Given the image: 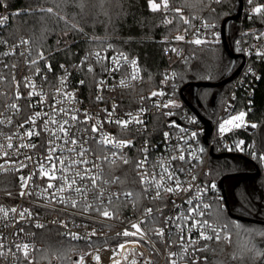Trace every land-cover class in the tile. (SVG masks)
<instances>
[{
	"label": "built area",
	"instance_id": "built-area-1",
	"mask_svg": "<svg viewBox=\"0 0 264 264\" xmlns=\"http://www.w3.org/2000/svg\"><path fill=\"white\" fill-rule=\"evenodd\" d=\"M262 13L264 0H243L235 39L240 60L235 69L242 68L228 83L230 90L210 121L212 130L205 141V124L177 98L176 65L187 58L186 46L221 41L216 24L199 17L169 34L159 84L143 91L136 56L111 46L93 47L55 64L50 56L34 51L30 36L9 41L2 35L10 20L3 9L0 264L34 262L43 248L36 234L46 228L92 247L74 249V264H194L201 243L228 244L229 228L215 212L216 205L225 206L223 191L210 178L209 159L213 154L257 159L256 171L264 177V147L255 135L257 124L248 119L261 78L258 64L264 61V25L246 28ZM72 139L75 144L66 142ZM131 159L136 160L150 203L140 212L135 204L123 205L132 196L116 186L109 169Z\"/></svg>",
	"mask_w": 264,
	"mask_h": 264
},
{
	"label": "trees",
	"instance_id": "trees-1",
	"mask_svg": "<svg viewBox=\"0 0 264 264\" xmlns=\"http://www.w3.org/2000/svg\"><path fill=\"white\" fill-rule=\"evenodd\" d=\"M152 3L158 5L153 8ZM238 0H2L0 12L9 15V24L2 35L9 41L20 36H30L35 52L50 56L58 64L74 59L76 51L93 47L111 46L117 51L136 56L143 72V91L158 86L165 66L166 39L175 26L184 28L196 18L216 24L221 28L228 17L237 13ZM51 9V11H48ZM240 20L229 25L227 39L231 50L237 54L235 39L240 30ZM264 25V14L250 19L246 28ZM187 58L176 65L180 91L209 121L219 113L230 84L216 88H199L195 93L192 83H219L231 74L228 71L233 59L221 41L185 47ZM240 60L236 61V67ZM261 78L254 90V109L248 119L258 126L256 137L264 147V61L258 64ZM186 107V105H184ZM259 167L257 159L235 155L210 157V178L223 181L224 207L218 220L228 225L232 241L201 243L194 264H264V177L248 178ZM116 186L130 192L132 199L125 205L135 204L140 212L150 203L140 182L135 159L126 164L109 166ZM222 211L227 214L224 218ZM233 216L249 219L240 221ZM37 241L43 248L34 262L23 259V264H72V249L79 251L80 243L65 238L56 229L38 230Z\"/></svg>",
	"mask_w": 264,
	"mask_h": 264
},
{
	"label": "water",
	"instance_id": "water-1",
	"mask_svg": "<svg viewBox=\"0 0 264 264\" xmlns=\"http://www.w3.org/2000/svg\"><path fill=\"white\" fill-rule=\"evenodd\" d=\"M242 9H243V0H238V7H237V13L231 17H228L227 19H225L222 23L221 26V42L224 45V48L226 50V52L229 54V56L233 59V63L228 71V74H231L227 79H225L222 82L219 83H192L189 86L192 87L193 92L195 93L199 88H216V87H220V86H224L226 84H228L229 82H231L237 75L238 73L241 71L242 65H240L238 68L235 69V61L236 59L239 58V55L235 54L228 43V39H227V34L229 31V25L232 21H236L239 19V17L241 16L242 13ZM235 69V70H234ZM182 99L185 102V104L187 106H189L192 111L194 113H196L200 119L202 120V122L205 124V128H206V133H205V141L207 140L208 136L211 133L212 130V126L209 120L205 119L203 116H201L200 112L191 104V102L184 96V94H182ZM215 157H219L221 155H214ZM243 176H246L248 178H255V177H259L260 176V170H257L254 173H245L242 174ZM220 186L221 189L223 191V181L220 182ZM233 218L240 220V221H247L249 219L246 218H242V217H237V216H233Z\"/></svg>",
	"mask_w": 264,
	"mask_h": 264
},
{
	"label": "snow or ice",
	"instance_id": "snow-or-ice-1",
	"mask_svg": "<svg viewBox=\"0 0 264 264\" xmlns=\"http://www.w3.org/2000/svg\"><path fill=\"white\" fill-rule=\"evenodd\" d=\"M0 3H2V0H0ZM153 7L155 8L156 7V5H153ZM48 11H51V9H49ZM257 11H259V9H257ZM3 19H7V17H4ZM200 41H196V43H199ZM49 68H50V65H49ZM135 78V77H134ZM82 83V82H81ZM154 95H155V93H154ZM243 115V114H242ZM73 119H75V117H73ZM236 119H241V117H237ZM53 123H55V121H53ZM65 123H67V121H65ZM117 123H121V124H126L127 122H124V121H117ZM228 123H231V121H228ZM253 127H255V125H252ZM61 130H64L63 128L61 129ZM66 131V130H65ZM93 131H96V128L94 127L93 128ZM221 131H223V128H221ZM67 134V133H66ZM28 135L29 136H31V135H33V133L32 132H29L28 133ZM66 142H70V143H72V144H75L76 143V140L75 139H72V140H70V141H66ZM107 142V141H106ZM122 143L123 142H121V144H118L117 146H121L122 145ZM51 149H49V152L51 153ZM81 155H83V153L81 152L80 153ZM48 159L49 160H51L52 159V157H51V155H49V157H48ZM180 159H184V157L183 156H181L180 157ZM84 163H87V161H83ZM125 162H127L126 160H125ZM59 163H60V165H61V168L63 169L64 167H65V165H64V161L61 159L60 161H59ZM73 163H75V161L73 162ZM143 163H144V161H140L139 162V165L138 166H142L143 165ZM71 165H69V167H70ZM55 164H53V168L55 169ZM43 170V169H42ZM77 175H79V173H77ZM146 175V174H145ZM50 178H52V179H54L55 177L53 176V177H50ZM169 178H171V174H169ZM21 179H24V178H21ZM91 180H92V183L93 184H95V180H96V178L95 177H91L90 178ZM72 183H75V181L73 180L72 181ZM69 186H71V185H69ZM49 187H52V185H49ZM177 189H179V185L177 184ZM61 190H63V189H61ZM76 191L77 192H81V189H79V188H77L76 189ZM167 191H173V189L172 188H167ZM128 195H131L130 193L128 194ZM190 202V201H189ZM13 211H15L14 209H13ZM151 210L149 209V212H150ZM21 215H23L22 213H21ZM104 215L105 216H108V215H110L108 212H104ZM134 227H136V225H134ZM125 234H127V233H125ZM159 234L160 235H162L163 233H162V231L161 232H159ZM203 235V234H202ZM205 239H211V237H207V236H205ZM19 247V246H18ZM25 249H27V245H24L23 246ZM27 254V253H26Z\"/></svg>",
	"mask_w": 264,
	"mask_h": 264
},
{
	"label": "rangeland",
	"instance_id": "rangeland-1",
	"mask_svg": "<svg viewBox=\"0 0 264 264\" xmlns=\"http://www.w3.org/2000/svg\"><path fill=\"white\" fill-rule=\"evenodd\" d=\"M153 5H156V7L155 8H158V5L157 4H155V3H152V7H153ZM154 8V7H153ZM178 28H181L180 26H175V27H173V29L168 33V35L169 34H171L173 31H176ZM167 35V36H168ZM167 38V37H166ZM180 103H181V101L180 100H178V102L176 103L177 105H180ZM217 206H221V205H216V207H215V212H216V214H217V217L218 216H220L219 214H220V210H221V207H217ZM222 214H223V216H224V218H226L227 219V214L225 213V211H222ZM228 226V225H227ZM229 228V227H228ZM229 233H230V237H231V239H230V242L228 243V245L231 243V241H232V237H233V235H232V232H231V230L229 229ZM227 244V243H226ZM89 249H92V247L90 246V245H84V244H81L80 246H79V251H86V250H89ZM72 251H74V249H72ZM72 251H71V253H72ZM71 253H70V255H71ZM69 260H71L70 259V256H69ZM72 262V261H71ZM72 264H74L73 262H72Z\"/></svg>",
	"mask_w": 264,
	"mask_h": 264
}]
</instances>
